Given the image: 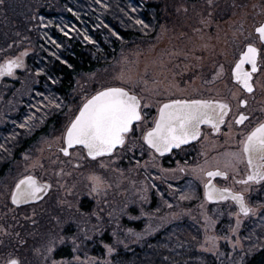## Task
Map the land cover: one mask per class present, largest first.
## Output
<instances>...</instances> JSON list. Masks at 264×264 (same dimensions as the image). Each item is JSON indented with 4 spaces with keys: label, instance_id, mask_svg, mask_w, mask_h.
<instances>
[{
    "label": "rangeland",
    "instance_id": "374dc122",
    "mask_svg": "<svg viewBox=\"0 0 264 264\" xmlns=\"http://www.w3.org/2000/svg\"><path fill=\"white\" fill-rule=\"evenodd\" d=\"M36 1L30 27L34 35L21 34L7 20L0 22L1 40L5 41L11 33L7 39L10 46L0 49V63L25 50L28 53L22 57L24 67L16 69L15 75L0 77V129L10 123L28 136L43 127L53 110L62 117L63 125H50L48 133L13 162V169L0 182V264H6L11 257L19 258L21 264H51L55 251H46L47 242L55 236L57 248L73 247V235L83 241L75 255L84 258L85 264L89 257H97L90 252L96 244L105 249L104 259L99 261H111L119 249L139 245L181 223L196 230L193 233L200 236L196 249L216 264H245L264 245V182H239L249 171L246 163L239 164L238 171H230L227 179L211 178L217 187L243 192L253 209L248 216L240 214L241 226L238 233H233L236 217L232 213L239 212L238 204L231 198L207 201L204 193L209 178L199 169L212 170L218 161L222 167L221 154L237 149V140L243 138V133L264 120V79L259 77L256 90L249 93L231 76L244 45L259 44L255 28L264 20V0H140L158 6L160 23L155 35L146 32L147 37L138 42L121 44L111 64L78 77L70 97L64 100L50 91L34 95L37 75L28 69V58L35 52L31 44H36L38 29L47 26L40 23L37 12L46 5L49 10L62 11L60 0ZM49 26L62 27L53 20ZM221 64L228 76L213 80V73ZM115 86L131 88L150 98L151 107L145 109L149 122L157 113V102L168 99H226L232 110L220 133L203 125L200 138L163 155L153 153L139 138L140 126L125 146L110 156L93 159L79 146L65 155L61 151L66 146L62 133L69 119L86 98L103 87ZM242 99L248 101L247 106L239 104ZM240 112L249 115L244 125L236 123ZM147 126L144 125L145 130ZM0 160L6 163L1 157ZM92 173L102 175L111 185L105 189L106 194L92 192L88 179ZM26 175L47 180L52 188L41 200L17 205L11 194ZM205 212L215 222L214 227L206 228L210 222L205 220ZM127 222H142L143 228ZM129 228L134 232L129 233ZM175 231L179 237L195 236L191 231ZM107 233L112 237L111 243L102 241ZM134 233L145 234L137 237ZM206 235L220 237L212 251L207 250L211 242L206 243ZM59 237L68 239L61 244ZM235 240H240L243 247L237 244L234 250ZM107 244L117 249L111 256Z\"/></svg>",
    "mask_w": 264,
    "mask_h": 264
},
{
    "label": "snow or ice",
    "instance_id": "6c2138e0",
    "mask_svg": "<svg viewBox=\"0 0 264 264\" xmlns=\"http://www.w3.org/2000/svg\"><path fill=\"white\" fill-rule=\"evenodd\" d=\"M138 23L143 24L144 22L141 20ZM61 30L63 31V29ZM256 32L259 34L258 38L261 44L264 45V23L256 28ZM27 54V50H25L20 56L5 59L0 63V77L15 75L16 69L24 67L22 57ZM246 65L250 67H245ZM262 68H264V49L250 42L246 45V49L240 52L239 59L231 69L232 78L247 92L252 93L255 88L254 75L260 73ZM224 74H226L225 68L221 64L218 66V70L213 73V80L220 79ZM157 104V113L149 122L147 120L148 113L145 111L151 107L149 97L140 95L128 87H103L94 95L86 98L82 106H79L72 118L69 119L62 133V140L66 146L62 147L61 151L65 155H70L69 149L79 146L86 150L88 157L93 159L110 156L116 152L118 147L123 148L134 134L135 128L140 126L141 136L139 138L153 153L163 155L172 152L174 148L179 149L182 145L200 138L202 125H208L212 131L220 133L221 125L226 124V118L232 110V105L226 99H168L166 102H157ZM239 104L247 106L248 101L242 99ZM247 120H249V115L240 112L236 123L244 125ZM145 124L148 125L146 130ZM231 130L229 125V133ZM237 144L239 145L237 149L226 150L221 154L222 167L218 161L212 170L199 169L209 178L205 183L204 193L207 201H227L231 198L238 204L239 212L232 213L236 217L235 227L231 228L233 233H238L241 226L240 214L248 216L253 213V209L246 202L243 192L233 191L230 187H217L211 178L224 177L227 179L230 171H238V165L246 163L249 171L246 178L239 182L245 185L250 182H264V120H259L250 130L244 132L243 138L238 139ZM2 147L3 145H0V148ZM205 163L208 162L205 161ZM88 179L92 182V192L94 193L105 192L107 187H111L100 174L92 173ZM51 188L52 184L49 181H41L35 175H26L16 183L11 199L17 205L38 201ZM181 198L188 199L189 197L182 196ZM200 207L203 209L204 205L201 204ZM204 218L210 222L206 228L215 226V222L206 212ZM148 227L151 228V224ZM84 231L86 233L87 229ZM127 231L134 232L131 228ZM134 234L140 237L145 233ZM57 239L53 236L47 242L46 251L49 254L56 250ZM67 239L68 237H59V242L63 244ZM70 239L73 245L72 251L77 252L83 241H80L76 235L71 236ZM219 239V236L206 235V243L211 242L207 250H214ZM224 239L231 240V237L225 236ZM237 244L243 247L240 240H235L233 241L234 250ZM205 246V244L200 245L201 248H205ZM105 247L109 256L117 251L112 244H107ZM6 264H21V260L11 257L6 260ZM51 264H85V259L74 255L71 259L63 257L59 260L54 259ZM87 264H100L99 257H89ZM103 264H111V262L105 260Z\"/></svg>",
    "mask_w": 264,
    "mask_h": 264
},
{
    "label": "trees",
    "instance_id": "16d2710c",
    "mask_svg": "<svg viewBox=\"0 0 264 264\" xmlns=\"http://www.w3.org/2000/svg\"><path fill=\"white\" fill-rule=\"evenodd\" d=\"M36 2L0 0V22L7 20L16 25L14 29L21 31V34L34 35L30 27L33 24V11L38 4ZM60 2L62 8L60 12L53 11L52 8L47 9V5L39 8L37 12V17L41 18L40 23L47 26L46 29H38L36 44H31L35 47V52L28 58V69L37 75L38 85L34 95L50 91L62 100L69 98L78 77L94 73L111 64L121 44L138 42L147 37L146 32L154 36L160 23L158 6L146 5L140 0H60ZM52 20L60 22L63 31L60 28H50ZM141 20L143 24L138 23ZM49 21L51 22L48 23ZM2 36L3 32L0 31V37ZM8 37H11V33L7 35L5 41L0 38V49L10 46L7 44L10 42L7 41ZM21 114L22 111L18 117H21ZM52 124L59 127L63 125L62 117L54 110L43 127L28 136H24L20 128L10 123L0 129V145H3L0 148V157L6 162L2 164L0 160V182L13 169V162L19 160L22 154L46 135ZM127 223L137 229L143 228L142 222ZM175 229L191 231L195 236L179 237ZM194 230L186 223L169 226L139 245L119 249L110 262L216 264L209 255L204 256L196 249L200 243L197 241L200 236L194 234ZM102 241L111 243L112 237L107 233ZM72 248L70 245L58 247L54 252V258L71 259L75 255ZM91 249L92 255L104 259L105 249L100 244ZM245 264H264V245L250 255Z\"/></svg>",
    "mask_w": 264,
    "mask_h": 264
},
{
    "label": "flooded vegetation",
    "instance_id": "af4514ba",
    "mask_svg": "<svg viewBox=\"0 0 264 264\" xmlns=\"http://www.w3.org/2000/svg\"><path fill=\"white\" fill-rule=\"evenodd\" d=\"M264 22V20L261 22V24ZM259 26V25H258ZM257 26V27H258ZM256 27V28H257ZM256 28H255V34L257 35V38L259 37V34L256 32ZM259 39V38H258ZM246 45L247 44H245L244 45V47H243V49L241 50V51H243V50H245L246 49ZM258 47H261L262 49H264V45H262L261 44V42H260V40H259V44H256ZM240 51V52H241ZM240 54V53H239ZM238 59H239V57H238ZM245 67H250L249 65H246ZM228 76V73H226V77ZM231 76H232V73H231ZM259 77H262V79H264V68H262L261 69V72L260 73H257V74H255L254 75V83H255V88H254V91L256 90V84H257V82H256V80L259 78ZM233 79V78H232ZM234 80V79H233ZM235 81V80H234ZM236 82V81H235ZM238 84V83H237ZM239 86H240V88H242V90H244L245 92H247V90L246 89H244L243 87H242V85H240V84H238ZM253 91V92H254ZM248 121V120H247Z\"/></svg>",
    "mask_w": 264,
    "mask_h": 264
},
{
    "label": "bare ground",
    "instance_id": "6f19581e",
    "mask_svg": "<svg viewBox=\"0 0 264 264\" xmlns=\"http://www.w3.org/2000/svg\"><path fill=\"white\" fill-rule=\"evenodd\" d=\"M203 126V125H202ZM202 126H201V128H202Z\"/></svg>",
    "mask_w": 264,
    "mask_h": 264
},
{
    "label": "water",
    "instance_id": "95a60500",
    "mask_svg": "<svg viewBox=\"0 0 264 264\" xmlns=\"http://www.w3.org/2000/svg\"><path fill=\"white\" fill-rule=\"evenodd\" d=\"M264 23V22H263Z\"/></svg>",
    "mask_w": 264,
    "mask_h": 264
}]
</instances>
